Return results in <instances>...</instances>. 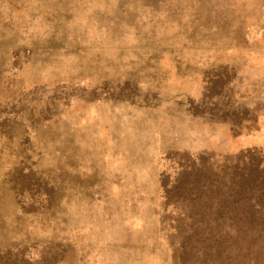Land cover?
<instances>
[{
  "label": "rangeland",
  "instance_id": "obj_1",
  "mask_svg": "<svg viewBox=\"0 0 264 264\" xmlns=\"http://www.w3.org/2000/svg\"><path fill=\"white\" fill-rule=\"evenodd\" d=\"M252 160L264 0H0V264H264L205 240Z\"/></svg>",
  "mask_w": 264,
  "mask_h": 264
},
{
  "label": "trees",
  "instance_id": "obj_2",
  "mask_svg": "<svg viewBox=\"0 0 264 264\" xmlns=\"http://www.w3.org/2000/svg\"><path fill=\"white\" fill-rule=\"evenodd\" d=\"M227 180L226 193L216 201L213 212L215 213L211 225L214 230L207 228L205 240L208 241V249L218 252L220 241L231 237H239L246 248L247 254L255 244L264 246V166L258 161H251L244 167L233 166ZM195 173L193 170L183 172L177 177L182 185V192H189L200 187L199 178L191 180ZM194 182V187L189 184ZM234 235V236H232ZM256 245L255 249L258 248ZM252 264L256 262L250 261Z\"/></svg>",
  "mask_w": 264,
  "mask_h": 264
}]
</instances>
